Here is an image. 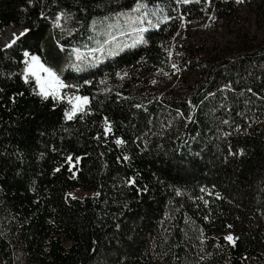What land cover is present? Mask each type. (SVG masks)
Instances as JSON below:
<instances>
[{"label":"trees","instance_id":"obj_1","mask_svg":"<svg viewBox=\"0 0 264 264\" xmlns=\"http://www.w3.org/2000/svg\"><path fill=\"white\" fill-rule=\"evenodd\" d=\"M201 1L0 0V32L29 30L0 46V264H264V35L241 24L222 46L171 52ZM25 51L88 97L84 112L66 119L67 101L25 82ZM173 64L193 83L109 82ZM200 195L207 220L180 202Z\"/></svg>","mask_w":264,"mask_h":264},{"label":"rangeland","instance_id":"obj_2","mask_svg":"<svg viewBox=\"0 0 264 264\" xmlns=\"http://www.w3.org/2000/svg\"><path fill=\"white\" fill-rule=\"evenodd\" d=\"M178 2H187L189 0H177ZM204 5L200 8L201 14L198 17L189 15H179V19H177V28L176 30L169 36V40L167 41V49L173 52L174 45H178L179 43H184L186 46H197L201 44L203 47L208 46V48L217 47L219 45H224L225 43L229 42V40L234 38L233 31L237 28L238 25L246 24L248 27V31L253 36L259 37L260 39L264 35V0H202ZM201 1V2H202ZM231 9L232 14L235 16L234 19H230L229 17H224L225 11ZM162 18H158L157 16L154 17L152 22L158 24V20ZM133 21L130 17V20H125L123 22H114L113 26H116V29H125L127 25ZM17 25L8 26L11 31L17 30L19 28H14ZM7 27V28H8ZM18 27V26H17ZM24 30L25 28L21 26ZM143 24H137L133 32L140 34L143 32ZM6 29V28H5ZM3 29V30H5ZM8 29V30H10ZM3 30L0 32V46H2V35L4 33ZM5 32V31H4ZM117 31L112 30L111 28L105 27L103 29V34L106 39L113 37L111 35ZM115 33V34H116ZM130 36L127 34L125 35L124 39H120L119 37L116 38L111 44L106 45V49L109 52H112L117 44L126 43V40ZM98 40L97 43L102 44L104 39ZM131 42H136V40L131 39ZM132 45V44H130ZM9 48V47H6ZM117 47L115 48V50ZM114 50V51H115ZM31 55V54H30ZM39 57L41 63H43L40 55H35ZM27 59V58H26ZM26 66V64H25ZM25 68V67H24ZM55 72L54 70H52ZM56 73V72H55ZM129 70H120L116 72L113 76V79H110L109 82L116 83L120 82L121 84L128 83L126 87L127 90H133L134 92L142 90V87L150 88L153 85L157 87L166 88L170 86L172 88L177 87L180 83L191 84L193 83L196 77L195 70H187L182 69L180 67L170 68L167 72L164 73V76H161L159 72H151L147 73L146 70L141 71V73L136 74V78L128 77L127 74ZM57 75V73H56ZM35 80V79H34ZM62 81V80H61ZM63 82V81H62ZM64 83V82H63ZM67 85V84H65ZM126 85V84H125ZM69 87H65L60 90V97L55 98L58 101H69L73 95L84 97L81 94H78L76 89ZM38 89V88H37ZM39 91V89H38ZM69 104V102H68ZM70 105V104H69ZM71 108V105H70ZM69 194L75 195V197H82L85 192L79 189H72ZM180 202L186 203L189 207V211L191 214L198 216L202 215L205 220L209 218L210 209L204 201V197L202 195L198 196L197 198H189L186 196L185 199H180ZM242 217L236 216L235 220H241ZM262 237L264 238V220L262 221ZM237 225H239L237 223ZM219 234V232H218ZM226 236H229L228 233ZM262 250H264V239H263V246Z\"/></svg>","mask_w":264,"mask_h":264},{"label":"snow or ice","instance_id":"obj_3","mask_svg":"<svg viewBox=\"0 0 264 264\" xmlns=\"http://www.w3.org/2000/svg\"><path fill=\"white\" fill-rule=\"evenodd\" d=\"M238 2H241V0H238ZM60 19L61 18L59 16L56 18L55 27H60ZM28 31V29H24L19 32V34L14 33L12 41L5 47H12L18 42L20 38L26 37ZM24 56L27 58L25 61L26 66L23 70L25 82H27L29 78H34L39 89V95H41L45 99L49 96H52L53 98H59L60 90L69 86L65 85L59 79L56 73L53 72L50 68L45 67V65L41 63L39 57L30 55V53L27 51L24 52ZM76 59H82L81 55L78 52L76 55ZM175 67L176 65L173 64V68ZM68 102L71 105V108L69 111L65 112V117L66 119L71 120L78 112H84L85 106L89 101L88 97L73 95ZM105 131H110V128L106 127ZM116 142L117 144L122 143V141L120 140H117ZM71 159L72 158L69 157V162H71ZM225 239L232 241L233 238L231 236H227L225 237Z\"/></svg>","mask_w":264,"mask_h":264},{"label":"bare ground","instance_id":"obj_4","mask_svg":"<svg viewBox=\"0 0 264 264\" xmlns=\"http://www.w3.org/2000/svg\"><path fill=\"white\" fill-rule=\"evenodd\" d=\"M22 30H23L22 28L14 30V32L11 31V29L10 30H6L4 32V34L2 35V43H1L2 46L8 45L13 39V34L14 33L19 34V32H21Z\"/></svg>","mask_w":264,"mask_h":264}]
</instances>
